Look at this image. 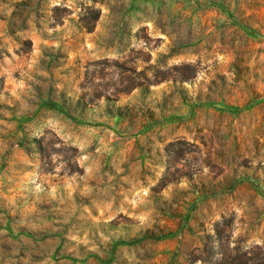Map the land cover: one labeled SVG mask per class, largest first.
<instances>
[{"label":"rangeland","instance_id":"1","mask_svg":"<svg viewBox=\"0 0 264 264\" xmlns=\"http://www.w3.org/2000/svg\"><path fill=\"white\" fill-rule=\"evenodd\" d=\"M0 264H264V0H0Z\"/></svg>","mask_w":264,"mask_h":264}]
</instances>
